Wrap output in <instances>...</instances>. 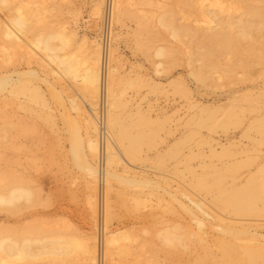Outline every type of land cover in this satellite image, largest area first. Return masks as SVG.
<instances>
[{
  "label": "rangeland",
  "instance_id": "374dc122",
  "mask_svg": "<svg viewBox=\"0 0 264 264\" xmlns=\"http://www.w3.org/2000/svg\"><path fill=\"white\" fill-rule=\"evenodd\" d=\"M211 1H206L204 10L212 19V30H229L241 43L239 49L226 51L228 54L220 51L224 53L219 56V51L213 52L219 60L212 54L216 65L205 71L204 80L191 74L203 63L202 32L198 41H192L190 36L172 37L171 29L159 22L160 16L166 14L169 23L179 26L185 17L190 24H196V9L187 8L180 0H128L130 11L124 23L113 25V40L117 34L118 37L112 45L117 48L120 87L124 90L121 118L131 125L132 132L149 135L138 148L134 171L155 180L158 187L156 183L142 189L125 187L113 181V191H107L113 206L111 219H106L107 234L103 184L91 181L71 154L73 118L82 135L86 126L84 117L70 104L71 98L81 102V88L71 79L53 73L56 67L48 64L43 51L31 44L39 34L65 26L75 32L67 50L79 59L93 57L103 28V15L96 14L94 8L100 6L104 12V2H0V76L11 75L13 80L19 77L21 83L37 86L47 104L33 100L28 92H0V189L19 181L34 191V199L23 202L16 210L0 207V233L8 229L29 237L67 234L83 242L95 236L99 264H191L211 248L218 252L213 241L226 237L215 228L223 223L219 216L227 224L243 223L253 232L264 234V195L255 213H237L220 200V187H241L251 176L264 183V131L247 130L251 122L264 117V0H221V8L210 5ZM18 6L27 15L30 29L21 35L22 41L10 43L2 28ZM251 6L263 12H249ZM158 47L166 49L161 57L155 55ZM228 68L233 71L228 72ZM30 71L39 77L30 75ZM58 94L63 98L58 100ZM94 102L97 104V99ZM223 145L228 146L227 151L222 150ZM86 152L83 144L82 160ZM123 167L120 165V171ZM91 184L96 190L91 189ZM89 193L99 200L95 214L87 203ZM136 195H145L146 201L139 207L133 201ZM202 201L205 207L199 208L198 202ZM190 211L206 222L204 243L189 236L191 228L198 229ZM166 228L184 232V245L163 241ZM111 231H121L129 237L123 241V251H114L113 261L108 254L103 259L104 235ZM34 249H40V245ZM86 262L85 252L78 250L63 260L52 261L42 255L36 264Z\"/></svg>",
  "mask_w": 264,
  "mask_h": 264
},
{
  "label": "bare ground",
  "instance_id": "6f19581e",
  "mask_svg": "<svg viewBox=\"0 0 264 264\" xmlns=\"http://www.w3.org/2000/svg\"><path fill=\"white\" fill-rule=\"evenodd\" d=\"M101 1H103L105 5L104 12L100 10V6L95 7L94 10L99 16L103 15L104 20L105 9L108 5V1ZM127 1L128 0H110L111 16L109 43L106 49V55H104V46L102 41L101 43L97 44L93 57L88 56L86 58L79 59L73 53H70L67 49L71 43V34L73 35L75 32L73 30H67L65 26L54 31L52 30L48 33L46 32L44 35L39 34L36 39L31 41V44H33L34 47L43 51L44 56L47 59V63L56 67V69H52L53 73L58 75L59 78L67 77L71 79L81 88V93L79 94L81 97V102L77 101L76 98H71L70 104L72 109L75 110L79 116L81 115L84 117L83 120L85 119L86 126L84 129V135H82L80 131V125L76 122L77 119L73 118V124H71L72 129L69 128L70 133L72 132V142L70 143L72 152L71 154H73L72 156L76 160L79 168L85 172L91 181L97 180L98 183L100 182L101 185L103 184L102 187L104 193L102 189L101 191L103 193L102 199L104 201L105 234H107L106 224L108 223H106V219L107 221L111 219L110 215L113 208L108 195L109 191H113V181H116L125 187L139 186L141 189L143 187L149 188L152 185H155V183L157 185V182L153 179L145 176H138L133 167L136 166L134 164V159L138 155V148L144 142V140L149 137V135L142 131L136 133L132 132L131 125L127 124L121 118L120 109L125 103L124 90H121L120 87V84H122V76H120L121 64L117 56V48H114L112 44L113 42L117 41L118 37L117 34L116 38L113 40V25L115 24L116 26H122L125 18L129 14L130 10ZM180 1H182L187 8L197 10V16L194 19L196 24H190L187 21V18L183 17L184 22L178 26L173 22L169 23L166 19V14L160 16L159 22L171 29L172 37L179 36L182 38L190 36L192 37V41L193 38L198 41L201 37V34L199 33L202 32V35H204V41H202L204 44L202 46L204 51L202 53H204L203 60H205H202L203 63L200 64L198 69L192 70L191 74L197 80H204L205 71L212 69L216 65L215 61H213L214 57H211L212 54L214 55L213 52L219 51V53H217L220 56L226 51L229 52L230 49L235 51L236 49H239L241 42L240 39L233 35L229 30H212V19L206 15L204 10L207 0ZM0 2L3 5H8V0H0ZM210 5L219 6L220 8L222 7L220 6L221 0H212ZM248 11L254 13L263 12L253 6H251ZM28 21L29 19L23 11L22 6H18L16 13L11 16L8 23H5L2 28L4 36L8 39V41H10V43L20 42L23 40L21 35H25L30 29V24ZM262 44L263 46L261 49L263 52H261V54L264 53V42H262ZM248 49L251 51L250 48ZM165 50L166 49L164 47H158L155 49V55L157 57H161L164 55ZM199 50H201V48ZM252 50L254 51V48H252ZM220 51L224 52L221 53ZM199 53L201 54V51ZM214 56H216V59L219 60V56L217 54ZM189 62H191V59ZM160 65L161 62H158L157 66L159 67ZM233 67H235V65ZM230 68L226 70H229L228 72L233 71L231 70L232 68ZM29 74L39 77L35 71H30ZM40 79L42 81V78ZM43 81L46 82L50 88L53 87V85L50 84L47 79L44 78ZM19 82V77L17 80H13L11 75H1L0 92L4 90H8L10 93L16 94L28 92L31 96L30 98L33 100H42L43 105H47L44 94H41L40 92V88L37 86L31 87V85L29 86L28 84ZM186 91L189 92V90ZM102 94L104 95L105 102L104 122L106 132V142H104L103 147L99 135L101 127L99 126V113L97 112L98 104L101 100ZM58 97V100L63 98L60 94H58ZM95 99H97V104L94 102ZM192 105L196 106L195 104ZM136 112L139 113L140 109H137ZM209 114H207V116ZM212 114L213 112L211 115ZM212 116L216 117V114H213ZM234 116L236 115L234 114ZM199 118V120H201V117ZM203 120L204 119H202V121ZM223 123L227 125L226 121ZM254 123H257V125ZM250 128L258 129L259 132L261 131L262 133L264 131V117L260 118L256 122H251L247 127V130H250ZM83 144H85L87 156L85 157L86 159L82 160L81 151ZM102 150L104 156L103 167L100 165ZM222 150L227 151L228 146L223 145ZM212 152L216 153V150L212 149ZM120 165H124V169H122L123 171H120ZM215 183L219 185L218 181H215ZM91 185L90 187L93 189L95 185ZM220 188V200L227 207L232 208L235 212L246 214L255 213L259 210L257 202L258 200L263 199L264 183L261 184L256 182L253 176L246 180V182L241 187ZM94 189L96 190V188ZM95 192L96 191H94V193ZM94 193H89L87 198L89 209L93 212L92 214H95V212L97 213L96 205L99 201L96 200L97 197H95ZM168 193L175 197L171 191H168ZM33 199L34 191L32 187L19 181L11 184L6 189H0V207L7 210H16L23 202H30ZM133 201L135 202L136 206L139 207L145 203V195L142 197L136 195L134 196ZM182 206L187 209L184 203ZM198 207L204 208L205 202H198ZM190 213L198 229L196 230L191 228L189 231V236H194L199 240V242L204 243L207 241L205 238L206 236H204V233L206 235L204 230L206 222L203 220V218H200L193 212L190 211ZM219 219L223 223L218 224L215 228H217L219 232L224 234L226 237H222L218 240L216 238V240L213 241L215 242L213 245L217 248L218 254L214 252L210 244H207L206 247L211 249H209L204 257L195 260L191 264H264V242L261 241V238L264 239V234L253 232L251 229H249V226H245L243 223H239L238 225L227 224L225 218L219 216ZM4 230L0 233V264H36V262L42 258V255H46L52 261L58 259L63 260V258H66V256H68L70 253L76 252L78 250L85 252L87 260L86 264H99V254L96 248V240L98 239L95 236L91 237L90 241L83 242L75 236L66 237L67 234L65 236L62 234H47L43 236L35 235L34 237H29L20 236L19 234L11 232L8 229H6L5 232ZM163 230V241L170 244L184 245V232L176 233L171 231L172 229L167 228ZM162 231H160V234ZM104 236L103 259L106 260L108 254L109 260L113 261L114 251L117 249L123 251L122 246H124L123 243H125L123 241H128L129 237L121 231H111L108 232V235ZM35 245H40V249H34ZM111 264H114V262Z\"/></svg>",
  "mask_w": 264,
  "mask_h": 264
},
{
  "label": "built area",
  "instance_id": "2783aa9c",
  "mask_svg": "<svg viewBox=\"0 0 264 264\" xmlns=\"http://www.w3.org/2000/svg\"><path fill=\"white\" fill-rule=\"evenodd\" d=\"M107 1H108V5L105 9V16H104V20H103L104 21L103 31H102V35H101V41H102L103 46H104V55H106V49H107L108 43H109L108 41H109V28H110V16H111L110 0H107ZM104 110H105V102H104V95L102 94L101 100H100V102L98 104V108H97V112L99 113L98 122H99V126L101 127L99 135H100L102 147L104 145V142H106ZM100 165H101V167H103V165H104L103 150L101 152Z\"/></svg>",
  "mask_w": 264,
  "mask_h": 264
}]
</instances>
